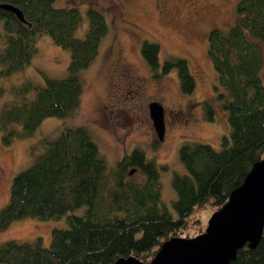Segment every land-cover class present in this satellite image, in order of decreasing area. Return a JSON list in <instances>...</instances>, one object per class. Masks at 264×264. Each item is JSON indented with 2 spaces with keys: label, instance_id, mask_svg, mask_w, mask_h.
Here are the masks:
<instances>
[{
  "label": "trees",
  "instance_id": "16d2710c",
  "mask_svg": "<svg viewBox=\"0 0 264 264\" xmlns=\"http://www.w3.org/2000/svg\"><path fill=\"white\" fill-rule=\"evenodd\" d=\"M54 1L0 0V79L29 63L41 35L69 54L64 77L51 79L40 73V84L26 82L15 90L31 93L32 98L22 97L1 108L4 145L31 135L45 117L64 118L76 112L83 88L77 72L92 62L108 31L103 15L87 7L84 36L74 37L81 24L79 10L55 7ZM2 5L15 7L22 21ZM234 8L235 19L227 32L210 30L206 46L216 84L225 90L222 108L229 132L220 136L219 149L196 142L180 145L184 172H172L170 177L175 216L160 200L159 170L165 165H157L134 147L109 167L85 129L65 128L54 140L44 141L30 165L12 177L8 200L0 207V231L27 216L41 220L64 216L66 226L50 230L47 246L40 238L1 242L0 264H113L127 257L147 262L163 242L203 232L196 213L206 207L212 212L219 209L264 150V86L259 76L264 63V0H238ZM140 51L154 71L158 45L145 41ZM170 69L176 70L181 92L191 93L195 84L185 59L164 61L161 72ZM203 112L206 120L213 119L208 103ZM131 169L140 172L139 181L126 179ZM81 207V214L72 213ZM228 264H264V225L257 244L237 249Z\"/></svg>",
  "mask_w": 264,
  "mask_h": 264
},
{
  "label": "rangeland",
  "instance_id": "374dc122",
  "mask_svg": "<svg viewBox=\"0 0 264 264\" xmlns=\"http://www.w3.org/2000/svg\"><path fill=\"white\" fill-rule=\"evenodd\" d=\"M238 0H55V7H77L81 24L73 32L82 38L87 28L85 10L92 7L106 20L108 31L99 41L92 62L77 72L83 88L74 114L64 118L45 117L27 137H15L9 145L1 142L0 132V207L8 200L12 177L27 168L42 150L44 141L54 140L63 129L82 127L96 144L99 155L109 167L132 148H140L152 158L159 170L160 200L175 216L171 206L175 194L171 173H183L178 158L182 142L205 143L219 149L220 136L228 135L226 111L222 108L225 90L216 84L215 73L206 56L207 35L212 29L227 32L235 19ZM159 47L158 67L150 71L141 56L143 42ZM36 53L21 71L0 79V110L32 98L17 94L26 82L40 84L48 78L66 75L69 54L52 43L47 35L37 37ZM185 59L194 79L191 93L183 94L175 69L163 74L164 61ZM152 72V73H151ZM264 86V63L260 69ZM218 94L222 98L218 99ZM22 97L24 99H22ZM156 101L163 110V135L158 139L148 116V103ZM213 110V119L204 118L203 104ZM19 130L18 127L14 128ZM127 180L141 179L139 171L127 174ZM83 207L73 214H81ZM214 212V211H213ZM211 207L196 213L205 229ZM65 217L41 220L22 217L0 231V243L6 240L41 245L50 241V230L65 227Z\"/></svg>",
  "mask_w": 264,
  "mask_h": 264
},
{
  "label": "water",
  "instance_id": "95a60500",
  "mask_svg": "<svg viewBox=\"0 0 264 264\" xmlns=\"http://www.w3.org/2000/svg\"><path fill=\"white\" fill-rule=\"evenodd\" d=\"M22 21L11 5H2ZM152 129L158 139L163 135V110L159 103L147 105ZM134 169L128 171V175ZM264 225V150L240 185L228 194L227 201L211 213L205 229L191 238H171L161 244L147 262L133 257L118 258L113 264H228L237 249L254 247Z\"/></svg>",
  "mask_w": 264,
  "mask_h": 264
},
{
  "label": "flooded vegetation",
  "instance_id": "af4514ba",
  "mask_svg": "<svg viewBox=\"0 0 264 264\" xmlns=\"http://www.w3.org/2000/svg\"><path fill=\"white\" fill-rule=\"evenodd\" d=\"M203 104V103H202ZM203 108H204V104H203ZM204 110V109H203Z\"/></svg>",
  "mask_w": 264,
  "mask_h": 264
}]
</instances>
